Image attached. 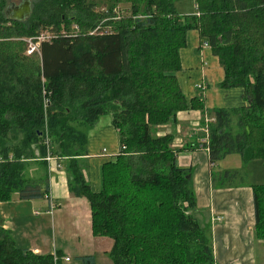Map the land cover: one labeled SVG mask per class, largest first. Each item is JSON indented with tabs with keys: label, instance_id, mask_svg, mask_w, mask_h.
<instances>
[{
	"label": "trees",
	"instance_id": "obj_1",
	"mask_svg": "<svg viewBox=\"0 0 264 264\" xmlns=\"http://www.w3.org/2000/svg\"><path fill=\"white\" fill-rule=\"evenodd\" d=\"M129 16L116 15L119 3ZM175 0H35L25 20L8 18L0 0V202L12 194L47 196L50 152L67 159L68 189L84 197L92 233L109 237L113 264H215L212 232L195 216L191 169L175 163L174 135L158 134L179 111L204 112L187 100L177 73L186 35L197 30L224 70L220 85L241 87L247 105L213 110L208 141L215 162L238 154L264 160V0H194L183 14ZM49 30L38 50L26 41ZM104 115L119 136V151L101 167L93 191L78 157L87 132ZM210 115V114H209ZM227 179L237 171H223ZM226 182L231 183L229 180ZM225 185L226 183H221ZM256 237L264 247V181L253 186ZM264 251V250H263ZM69 264H95L91 254ZM0 264H67L63 254L16 245L0 226Z\"/></svg>",
	"mask_w": 264,
	"mask_h": 264
},
{
	"label": "crops",
	"instance_id": "obj_2",
	"mask_svg": "<svg viewBox=\"0 0 264 264\" xmlns=\"http://www.w3.org/2000/svg\"><path fill=\"white\" fill-rule=\"evenodd\" d=\"M185 37L186 45L180 49L181 69L177 79L186 99L201 97L205 111H179L175 122L160 127L159 133L174 135L175 163L191 169L196 198L194 213L203 226L211 229L215 264H264L263 241L256 237L253 201V186L264 180L237 184L225 180L216 184L211 172L215 162L210 160L204 142H200L203 135L195 131L205 126L200 118L202 115L210 114L213 121L211 113L215 109L247 105L244 90L220 85L224 70L211 49L201 43L197 30L188 31ZM85 150L86 154L78 160L85 180L93 191H98L102 165L119 151V136L110 115L101 116L89 128ZM67 161L58 158L60 169L53 163L50 166L46 163L42 170L37 163L31 162L29 175L46 174L49 192L42 198L24 200L14 193L10 200L0 202V226L11 234L17 246L34 253L55 254L59 251L63 258L69 259L93 255L90 249L94 247L107 253L112 240L93 235L88 201L74 196L68 189ZM223 182L226 184L222 185Z\"/></svg>",
	"mask_w": 264,
	"mask_h": 264
},
{
	"label": "rangeland",
	"instance_id": "obj_3",
	"mask_svg": "<svg viewBox=\"0 0 264 264\" xmlns=\"http://www.w3.org/2000/svg\"><path fill=\"white\" fill-rule=\"evenodd\" d=\"M20 0H4V7H10L11 3L18 4ZM35 0H30L31 4H33ZM96 2V9L100 11H103L106 6L104 3H107L108 0H94ZM175 7L178 10V12H181L183 14L188 13H194L196 11V6L194 0H175ZM116 15L118 16H129L130 15V4L127 2H121L118 5H116L115 10ZM8 18L10 17L9 14L6 15ZM41 35L49 36L50 32L49 30H45L41 33ZM24 41L27 42L28 38H21ZM204 44V43H203ZM205 45V44H204ZM25 54L27 53V46L24 50ZM205 111V109H204ZM202 112V111H201ZM209 114V112H208ZM205 115V114H204ZM202 123H205V126L202 130H195L199 135H203V139L205 140L207 138V132H208V126L211 124L210 115L201 116ZM207 124V125H206ZM187 131V128H186ZM161 132L160 127L158 133ZM200 140V142H204ZM207 140V139H206ZM208 141V140H207ZM206 141V142H207ZM254 162L244 163L241 160V157L238 154H231L226 159H220L215 161V165L212 167V175L214 178V182L218 184L219 181H225L229 180L230 182H233L234 184L237 183H248V182H262L264 180V160L262 159H255ZM258 163V164H257ZM245 165V166H244ZM225 168H228V171H237L238 173L236 176H230L228 179L227 177L223 176L222 174L224 172ZM226 171V170H225ZM193 185V183H192ZM220 185V184H219ZM90 252H92L93 256L95 257L96 263L95 264H113L111 258L109 257L108 253L103 252V250H98L96 247L90 249ZM71 259L69 261H65V263L69 264L71 263Z\"/></svg>",
	"mask_w": 264,
	"mask_h": 264
},
{
	"label": "built area",
	"instance_id": "obj_4",
	"mask_svg": "<svg viewBox=\"0 0 264 264\" xmlns=\"http://www.w3.org/2000/svg\"><path fill=\"white\" fill-rule=\"evenodd\" d=\"M45 39L46 40L49 39V36L39 35L35 39L34 38H28L27 39V42H28V44H27V53L30 54V53L38 50L39 45H40V41L41 40H45ZM206 139L208 140V132H207V138ZM206 139L205 140L203 139V141L206 142L207 141ZM207 150H208V148H207ZM44 159L47 161L49 166H50V163L51 164L53 163L52 165H54V167L56 169H60V164L57 162L58 158L56 156L52 155L50 152L47 153V155H46V157ZM64 260L65 261H69V257H65Z\"/></svg>",
	"mask_w": 264,
	"mask_h": 264
},
{
	"label": "water",
	"instance_id": "obj_5",
	"mask_svg": "<svg viewBox=\"0 0 264 264\" xmlns=\"http://www.w3.org/2000/svg\"><path fill=\"white\" fill-rule=\"evenodd\" d=\"M14 7L12 8V13H6L10 15V19H14V20H25L26 18L29 17L30 13H31V9H32V4L30 2V0H23L21 2H19V4H13ZM9 10V9H8Z\"/></svg>",
	"mask_w": 264,
	"mask_h": 264
},
{
	"label": "flooded vegetation",
	"instance_id": "obj_6",
	"mask_svg": "<svg viewBox=\"0 0 264 264\" xmlns=\"http://www.w3.org/2000/svg\"><path fill=\"white\" fill-rule=\"evenodd\" d=\"M23 0H21V2H22ZM20 2V1H19ZM19 2H18V4H19ZM14 7V5H13V3H11V5H10V7H4V13H12V8ZM9 9V10H8ZM27 19V18H26Z\"/></svg>",
	"mask_w": 264,
	"mask_h": 264
}]
</instances>
